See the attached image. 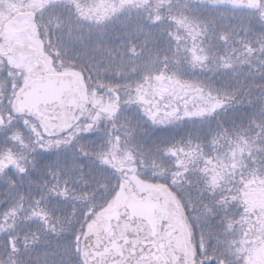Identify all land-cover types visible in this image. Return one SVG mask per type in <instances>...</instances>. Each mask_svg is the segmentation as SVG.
<instances>
[{
  "label": "trees",
  "instance_id": "trees-1",
  "mask_svg": "<svg viewBox=\"0 0 264 264\" xmlns=\"http://www.w3.org/2000/svg\"><path fill=\"white\" fill-rule=\"evenodd\" d=\"M80 2L87 6L90 0ZM240 8L225 3L200 4L193 0H180L170 11L161 12L164 16L161 22L144 23L137 32L126 33L129 38L122 36L105 43L104 34L99 35L102 29L93 26L91 31L83 27V32H87L90 39L75 43L72 48L56 42L58 38L54 39L52 24H46L45 37L52 41L50 45L59 53L58 57L79 69L88 84L96 85L94 89L99 94L112 95L107 87H100L101 83L121 86L120 113L115 123L120 128L119 134L127 141V147L136 156L137 177L149 184H167L182 205H178L180 212L184 208L187 213L199 212L205 216L202 227L205 230L204 244L211 255H218V245L228 240L224 227L230 220L239 221L229 230L231 243L250 241L248 244L255 246L264 236V227L261 226L264 215V24L261 23V27L256 25L255 19L235 17L236 10ZM255 8L256 4L251 10ZM70 14L66 11L64 16L70 17ZM169 16L187 17L192 22V32L173 22ZM172 33L181 39L177 41ZM133 47L135 54L131 51ZM192 49L196 55L206 59L194 61ZM164 57L168 58L167 61ZM153 59L156 64L151 63ZM164 63L168 65V75L175 73L180 79L199 86L203 92L197 93L193 89L185 94L177 89L181 92L177 96L169 88L161 101L162 107L170 101L181 111L185 107L196 111L210 106L214 98L223 100V105L202 118H185L159 125L144 115L140 105L124 103L130 91L134 94L135 84L143 82L146 73L162 69ZM4 78L0 72V85L8 90L9 86H4ZM125 84L133 88L123 87ZM203 100L211 103L203 104ZM8 110L7 105L4 112ZM168 110L163 108V111ZM21 120L16 117L12 128H19ZM112 124L113 121L107 120L89 133H80L70 144H61L59 148L53 146L48 151L40 149L36 140H25L26 148L15 144L17 149L13 151L24 157L21 162L28 171L21 174L15 168H9L0 175V226H3L0 227V264H80L76 236L83 231L84 212L91 205L98 209L107 207L114 197V190H118L120 175L102 168L92 157L81 156L78 145L83 144L91 151L104 150L109 131L115 132ZM125 132L130 135L125 136ZM9 134L10 129H0V149H3V142L7 143ZM65 136L67 134L60 135V138ZM57 138L56 135L44 137L45 140ZM214 139L218 141L216 144L212 143ZM190 140L199 144L204 155L212 159V164L208 165L209 172L201 171L205 167V161L201 160L191 165L189 172L178 177L177 183L172 185V173L177 169L174 158L166 155L164 148L187 146ZM244 141L251 146V155L248 151L236 152L233 158V150L238 144L244 146ZM234 160L235 168L232 167ZM73 165L77 167L73 169ZM161 168L165 169L163 175L159 174ZM213 168L222 177L215 190L207 183ZM54 173L62 183L67 180L76 192H88L89 199H62L48 194V187L56 182ZM105 184L107 189L103 187ZM233 195L236 200L232 199ZM221 197H225V201L221 202ZM37 200H40L39 207L49 213L48 224L31 217ZM17 203L23 208L16 217L5 220L4 213ZM250 205L251 210L244 213L243 209ZM242 216L247 218L242 220ZM192 230L193 244L198 245L199 231L195 226ZM9 237L15 239L18 248L15 253L9 247Z\"/></svg>",
  "mask_w": 264,
  "mask_h": 264
},
{
  "label": "snow or ice",
  "instance_id": "snow-or-ice-1",
  "mask_svg": "<svg viewBox=\"0 0 264 264\" xmlns=\"http://www.w3.org/2000/svg\"><path fill=\"white\" fill-rule=\"evenodd\" d=\"M60 0H19L20 7L25 10L26 16L35 20L36 14L40 13L41 15L47 9H55ZM167 2V0H158L155 5V14L150 17L152 23H159L164 19V16L159 11V8L162 4ZM70 3L73 5L75 9V13L78 19H88L91 20L92 17L89 15L88 10L85 5L80 2V0H70ZM135 3L138 6L147 5L149 0H119V3L116 5H109L112 13H116L124 6L128 4ZM15 7V4L10 3V0H0V20H3L8 14L9 9ZM99 7V6H98ZM107 18V14L96 16L97 22ZM169 19L177 23L178 25H182L184 29L188 30L189 33L192 32V22L187 20V17L183 19L178 18L176 16H169ZM177 41L181 39L179 35L172 33ZM133 54H135V48L131 49ZM192 58L196 62H202L206 59L204 56L196 55L195 49H192ZM59 54V53H57ZM164 61H167V57L163 58ZM156 60L153 59L151 61L152 64H156ZM178 63V61H177ZM167 63H164L163 68L159 71L153 70L149 73H146L143 76V82H137L134 86V94L130 91L127 100L124 103L131 104L136 103L141 106V110L144 115L151 120L153 124L159 125H167L172 123L175 120L181 119H197L202 118L205 114H211L218 107H221L224 103L223 100L215 99L214 103H211L208 107H202L197 109L196 111H189L186 107L183 111L179 107H173L171 102H166L163 107L161 106V101L164 100L165 93L168 92L169 88L172 89L173 93L177 96L181 95V92L176 91L180 89L183 93H187L190 90L195 89L197 93L203 92V89L199 88V86H194L190 81L180 79L175 73L168 75L167 74ZM11 76L12 73L10 72ZM165 81L167 83L165 84ZM27 84V81H25ZM10 86L12 88V94L14 99L9 100L10 109L7 112L0 111V129H10L9 139L16 144H19L22 147H28L25 139L24 133L19 128H12L13 121L16 116H24L25 109H28L29 114L34 113L37 123H34L32 120L28 118H24L23 124L27 126L30 131L36 137L37 146L45 151L51 150L53 146L59 148L61 144H70L72 140H75L76 137L80 133H89L93 130L94 127H98L101 119H107L113 121L112 129L115 130L109 131V139L107 141V147L101 151H91L89 148L85 147L83 144L78 145V150L83 157H92L95 161L99 163L104 169H111L116 172L121 177V183L117 185L119 191L114 190V199L107 203V207L97 208L95 205H91L84 212L85 223L82 224V233H78L76 236V251L80 254L82 259V264H93V261L96 257H100L99 260H95V264H104V259L106 254H108L111 250L108 246H105L102 251H96L94 255H90V249L82 246L81 235L84 239H88L91 235L96 234L97 244L100 242L99 231L97 229V224L101 221L102 213H106L109 209L114 208V204L119 200L123 190L124 185L127 183V179L125 177L128 173H132L131 179H138L136 176L137 165L135 163L136 156L135 154L129 150L127 147V141L123 140V137L119 134L120 128L115 123L119 113L121 106V98L119 94L120 85L116 84H108L105 86L103 83L100 84L101 88L107 87V90L112 93V96L107 100L104 99L102 95L99 94L97 89L92 90V102L95 108L94 112H90L88 122L85 123L82 127L80 125H76L74 132L70 131L71 128L70 123L67 120L62 119L59 124H54L51 122V117L46 115L44 110H41L37 103L31 101L27 98V94H25V98L21 97V93H24V89L20 88V91H17V88L20 87L14 80L11 81ZM123 87L127 89H132L133 86L130 84H125ZM211 95V94H209ZM156 97H160V99H156ZM187 103V102H185ZM163 108H168L170 110L163 111ZM163 111V115L161 116V112ZM42 129V131H41ZM52 129L56 131L53 132ZM66 131L68 134L65 137L60 138V132ZM56 135L58 138L55 140L48 139L45 140V136H53ZM125 136L130 135V133L125 132ZM122 142L124 146L122 147ZM218 141L213 140L212 143L216 144ZM35 151V149H32ZM245 151L249 152L251 155V146L248 145L247 141H244V146L237 145L236 149L233 150V158H235L236 152L243 153ZM164 153L166 155H171L174 158L176 171L172 173L171 184L175 185L177 183V178L181 176H185L189 170L190 166L198 163L201 160L205 161V167L201 169L202 172L208 173L209 168L208 165L212 164V159L204 155L203 150L199 144H193L190 140L187 146L180 145H171L164 148ZM24 159L22 155H18L13 151L11 147H5L0 149V175H3L9 168H15L19 173L24 174L28 171L27 167L21 161ZM143 164V160L140 161ZM77 167L73 165V169ZM82 169L83 165H79ZM226 167V166H224ZM232 167H236L235 160L232 164ZM127 169V172L125 171ZM165 169H160V175H163ZM213 174L210 179L207 180V183L210 185L212 190H215L219 186V181L222 179L221 174L215 171V168L212 169ZM256 170H253V175L255 176ZM56 175V182L51 184L47 193L52 196L60 197L62 199H76L87 201L89 199L88 192H76L75 189L71 188L67 182V180L60 181L59 176ZM143 183V181H141ZM13 183V181H10ZM47 184V182H45ZM87 183V182H86ZM105 189H107V185H103ZM148 187L151 188H167V184H148ZM175 202L182 207L180 201L175 193H169ZM23 199V196L21 197ZM225 197H221V202L225 201ZM233 200H236L237 197L235 195L232 196ZM37 207L33 208L31 211V217H37L43 220L45 224H48V216L49 213L43 208L39 207L40 200L36 201ZM23 208V205L17 203L4 213V219L8 220L9 217H16L19 211ZM251 210V205L249 207H245L243 209L244 213H247ZM246 216H242L241 219H246ZM235 223H239V221L230 220L227 223L226 229L232 230ZM12 227V225H8ZM261 226L264 227V215L261 217ZM3 227V226H0ZM53 230H55L53 228ZM108 235L111 236V231L108 232ZM191 235V233H189ZM123 236V233H121ZM119 239L120 237H116ZM126 239V238H125ZM233 243H236L233 241ZM9 247L12 253L18 251L16 247L15 239L13 237H9L8 240ZM112 246L119 251V247L115 244V240L112 241ZM239 252H242L243 249H238ZM122 255V253H121ZM202 256V259L199 260V264H204L205 261H208V264H225V260L221 259L220 256L213 253L212 255H208L206 253V247L204 244V237L201 235L200 242L198 245H192L190 243L189 248L186 250V254L184 259L180 262V264H197L196 257ZM117 264H122V262H117Z\"/></svg>",
  "mask_w": 264,
  "mask_h": 264
},
{
  "label": "rangeland",
  "instance_id": "rangeland-1",
  "mask_svg": "<svg viewBox=\"0 0 264 264\" xmlns=\"http://www.w3.org/2000/svg\"><path fill=\"white\" fill-rule=\"evenodd\" d=\"M179 1L180 0H167V2L161 5L159 11L166 13L170 11L171 8H173L176 4H178ZM189 1L190 0H184V2ZM253 1L254 4H256V8L254 10L246 8H240L237 10L234 9L236 10L235 17L241 19H255L256 25L262 27V24H264V21L262 20V16L264 15V0ZM24 2H27V0H24ZM153 2L155 4H153ZM157 2L158 0H149V3L143 6H138L135 3L128 4L113 14L109 5H116L119 3V0H90L87 6L85 4V7L92 19L82 20L77 18L75 9L70 3V0H60L55 9H47L42 15L37 13L35 20H31L28 17L23 19H14L15 14L24 13L25 10L20 7L19 0H10V3L15 4V7L10 8L8 10L9 14L3 20H0V72L2 75H5L4 86H9V89L5 90L0 85V111L4 112L7 105L10 109L9 100L13 99L12 88L10 86L11 81L14 80L21 87L24 85L25 81L35 77L34 74L29 72L31 65L27 55L20 54L19 59L16 60L13 59L10 54L12 45L16 42H22L24 38L23 30L29 27L31 30L28 36L31 39V45L36 51L37 59H41L45 63L47 72L72 73L75 74L77 81L80 83L81 93L76 110V119L73 125V132L76 125H80L82 127L88 122L90 112L95 111L91 93L92 90L96 88V85L88 84L83 73L79 69L71 66L66 61H63L60 57H58L57 52L50 45L52 41L50 38L45 37L47 31L46 24H52L51 31L55 35L54 39L58 38L56 42L60 41V44L63 43L70 48L76 46L75 43L85 42L90 39V35L87 32H83V27H88L91 29V31L93 30V26H97L98 30L102 29L99 35L102 36L104 34L102 36L104 42L106 41L105 43H109L112 42L114 38L119 39L122 36L129 38L130 35H127L126 33L133 34V32H137V29H139L144 23H146V25L151 24L152 22L149 16H153L155 14V5ZM66 11L71 13L70 17L64 16ZM105 13L107 14V18L97 22L96 16L103 15ZM62 32L64 34H62ZM134 35L136 36V33ZM151 70H153V68H151ZM10 72L12 73L11 76L9 75ZM100 95H102L105 100L112 96L111 94ZM209 102V100H203L202 103L209 104ZM20 118L24 120L26 117ZM28 119L38 124L37 121L31 118ZM23 120L18 122V126L24 131V139H30L32 142L35 141L36 137L30 131V129L23 124ZM106 121L107 119H101L99 125L105 123ZM8 137L7 143L5 144V142H3V148L11 147L12 149L16 150V143H10L11 140ZM125 171L127 172V169H125ZM131 175L132 173L129 172L125 177V179H127V183L125 184L124 190L119 200L116 201L114 206L120 205L126 200L128 197V193L126 192L127 188H131L133 195L136 197H141L153 189L148 187L149 183L144 181L142 183V180L139 178L135 180L131 179ZM117 191H119V189ZM113 199L114 197L112 200ZM262 205V209L264 210V202ZM181 221L188 229L189 233H191V237L193 233V226L198 229L199 237H201V235H203V237L205 236V230L202 228L205 221V216L201 215V213H187L183 208L181 209ZM224 228V233H226V239L228 240L224 244L218 245L217 248L220 250L218 256L225 260V264H264V236L259 243L257 242V244H255V246L248 244L251 243L250 241L248 243L245 242L244 244H242L241 241H235L236 243H231L228 234L230 231L227 230L226 227ZM193 240L194 239H191L192 244ZM238 249H243V251L239 252ZM208 251L209 250L206 249V253L211 255V253ZM225 254H227V257H223Z\"/></svg>",
  "mask_w": 264,
  "mask_h": 264
},
{
  "label": "water",
  "instance_id": "water-1",
  "mask_svg": "<svg viewBox=\"0 0 264 264\" xmlns=\"http://www.w3.org/2000/svg\"><path fill=\"white\" fill-rule=\"evenodd\" d=\"M200 4L225 3L241 8H252L253 0H195ZM25 13H17L14 18H26ZM30 28H25L24 39L12 45L11 56L18 60L20 53L29 55L31 64L29 72L37 75L21 88V97L37 103L51 122L59 124L62 119L67 120L71 128L75 121V113L80 97V83L72 73H49L41 60H36V52L31 47L28 36ZM20 89L18 90V92ZM24 117L36 120L35 114H29L25 109ZM37 121V120H36ZM55 132V129H52ZM60 132V135L66 134ZM125 187V185H124ZM128 198L121 205L114 206L108 212L102 213L101 221L97 224L100 242L97 244L96 234L84 239L81 235L82 246L90 249V255L102 251L105 246L111 250L106 254L104 264H175L176 255L185 252L189 242V235L181 223L178 205L169 194L168 188H153L142 197L132 195L128 188ZM170 213L169 223L163 227L166 215ZM112 235L109 236L108 232ZM123 233V236H121ZM116 237H120L117 239ZM126 238V239H125ZM119 247V251L112 246V241ZM122 253V255H121ZM80 263L82 259L79 254ZM96 257L95 260H99ZM95 260L93 264H95Z\"/></svg>",
  "mask_w": 264,
  "mask_h": 264
},
{
  "label": "flooded vegetation",
  "instance_id": "flooded-vegetation-1",
  "mask_svg": "<svg viewBox=\"0 0 264 264\" xmlns=\"http://www.w3.org/2000/svg\"><path fill=\"white\" fill-rule=\"evenodd\" d=\"M23 31H24V30H23ZM21 54H23V53H21ZM23 55H25V54H23ZM27 56H28V55H27ZM12 58H13V57H12ZM29 80H31V79H28L27 81H29ZM168 223H169V214L165 217V221L163 222V226L167 225ZM191 239H192V237H191V235H190V241H189V243H188L187 246H186V250H187V249L189 248V246H190ZM191 244H192V243H191ZM192 245H193V244H192ZM186 250H185L184 253L176 255L177 260H176V263H175V264H180V262L184 259L185 254H186ZM200 259H202V256H197V257H196L197 264H199V260H200ZM204 264H208V261H205Z\"/></svg>",
  "mask_w": 264,
  "mask_h": 264
}]
</instances>
